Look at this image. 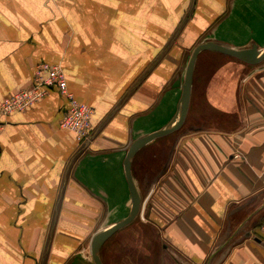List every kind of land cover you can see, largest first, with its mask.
<instances>
[{
	"label": "crops",
	"instance_id": "0c3cea01",
	"mask_svg": "<svg viewBox=\"0 0 264 264\" xmlns=\"http://www.w3.org/2000/svg\"><path fill=\"white\" fill-rule=\"evenodd\" d=\"M206 42L262 52L264 0H0V102L47 64L93 111L82 145L60 128L56 90L0 116V264H93L92 238L130 213V145L177 122L189 58ZM130 172L152 264L166 251L264 264V63L201 52L182 127L138 149ZM142 178L154 185L141 213Z\"/></svg>",
	"mask_w": 264,
	"mask_h": 264
},
{
	"label": "water",
	"instance_id": "95a60500",
	"mask_svg": "<svg viewBox=\"0 0 264 264\" xmlns=\"http://www.w3.org/2000/svg\"><path fill=\"white\" fill-rule=\"evenodd\" d=\"M205 51L218 53L223 56L238 60L247 65H258L264 61V49L262 50V52H260L255 45H252L250 48L245 50H233L226 48L220 44H216L213 42H206L199 44L194 48L185 70L184 82L181 90L179 117L177 122L172 126L166 128L165 130L152 133L148 136H145L143 138L134 141L128 149L124 162V170L126 175V183L128 186L130 199H131L130 213L125 220L97 233L92 238L90 243V255L93 264H102L100 259V250L104 245V243L119 230L131 224L134 221V219L137 217L140 210L141 201L134 186V183L132 181L131 172H130V160L133 154L144 145L148 144L149 142H152L155 139L170 135L182 127L188 112L195 61L198 55L201 52H205Z\"/></svg>",
	"mask_w": 264,
	"mask_h": 264
},
{
	"label": "built area",
	"instance_id": "2783aa9c",
	"mask_svg": "<svg viewBox=\"0 0 264 264\" xmlns=\"http://www.w3.org/2000/svg\"><path fill=\"white\" fill-rule=\"evenodd\" d=\"M51 90H56L67 103L60 121V128L72 132L79 145L84 144L92 134L93 111L74 99L67 89L64 73L57 65L39 64L33 72L29 87L18 90L0 102V116L5 117L11 113L28 110L45 98ZM259 234L264 240V219L259 226Z\"/></svg>",
	"mask_w": 264,
	"mask_h": 264
},
{
	"label": "rangeland",
	"instance_id": "374dc122",
	"mask_svg": "<svg viewBox=\"0 0 264 264\" xmlns=\"http://www.w3.org/2000/svg\"><path fill=\"white\" fill-rule=\"evenodd\" d=\"M263 63L264 61L260 64ZM180 135L181 131H178L166 141L168 150L166 149V153L164 154V159H167L164 163H168L169 157L167 156H169V154L171 155V158L173 157L174 147L176 146L178 142V136ZM153 185L154 182H146L143 180V178L141 183L138 184V190H140L139 193L142 197L141 213L147 206V198L143 195V193L151 192L153 189ZM144 220L142 221L139 217H136L132 224L118 231L105 243L100 254L102 256V261L104 264H121L120 259H118L117 255V252H119L118 250H125L127 251L128 255H130L133 251L139 260L138 264H152V257L150 254L151 248L148 245L147 229L142 228V226H147V223ZM99 232L101 231H98V233ZM166 253L168 255L164 257V260L163 262H161V264H186L181 260L180 257H176L171 252L166 251ZM123 264H125V262Z\"/></svg>",
	"mask_w": 264,
	"mask_h": 264
}]
</instances>
